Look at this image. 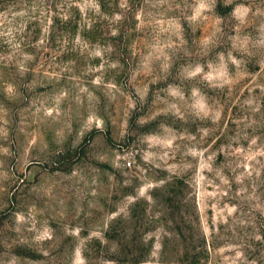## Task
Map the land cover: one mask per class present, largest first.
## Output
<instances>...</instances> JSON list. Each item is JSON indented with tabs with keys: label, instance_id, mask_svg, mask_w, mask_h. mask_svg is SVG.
<instances>
[{
	"label": "rangeland",
	"instance_id": "obj_1",
	"mask_svg": "<svg viewBox=\"0 0 264 264\" xmlns=\"http://www.w3.org/2000/svg\"><path fill=\"white\" fill-rule=\"evenodd\" d=\"M0 264H264V0H0Z\"/></svg>",
	"mask_w": 264,
	"mask_h": 264
}]
</instances>
